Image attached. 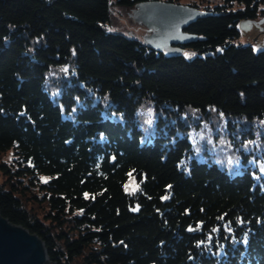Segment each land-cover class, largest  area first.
Returning <instances> with one entry per match:
<instances>
[{
	"label": "trees",
	"instance_id": "1",
	"mask_svg": "<svg viewBox=\"0 0 264 264\" xmlns=\"http://www.w3.org/2000/svg\"><path fill=\"white\" fill-rule=\"evenodd\" d=\"M144 1L0 0V208L54 263L264 264V178L199 162L162 118L143 142L137 115L150 100L264 118V45L241 29L264 0L206 7L191 58L110 28Z\"/></svg>",
	"mask_w": 264,
	"mask_h": 264
},
{
	"label": "rangeland",
	"instance_id": "2",
	"mask_svg": "<svg viewBox=\"0 0 264 264\" xmlns=\"http://www.w3.org/2000/svg\"><path fill=\"white\" fill-rule=\"evenodd\" d=\"M154 1V0H151ZM171 1L183 5H194L201 10L206 7L212 8L227 4L229 0H160ZM206 11V10H205ZM132 10L114 8L112 13V30L114 32H126L139 35L143 33V39L147 28L135 22L130 16ZM247 27V23H245ZM245 35L243 42H253L264 45V19L258 24L250 27V30H243ZM259 41V42H258ZM164 52V51H162ZM166 55L167 53L164 52ZM187 58H191L192 52H185ZM59 88H52V97L60 94ZM171 109L172 107L169 106ZM104 112H107L106 110ZM139 124L144 132L142 141L152 142L156 132L159 130V120H165L161 124L167 131L171 123L176 125L175 136H186L192 143L193 156L199 162L215 163L230 175L241 174L244 171H251L256 182L262 183L264 178V118L250 119L246 116H228L216 108L202 112L194 107H187L186 110L175 115L164 110L158 111L152 101L146 100L137 108ZM183 121L186 127L179 123ZM178 123V124H176ZM11 152L0 154V162L9 163L12 160ZM48 180L47 177H43ZM133 180V179H131ZM134 181V180H133ZM129 185V190L137 188V184ZM4 182L2 176L0 183ZM40 212L37 206L33 209ZM42 212V211H41Z\"/></svg>",
	"mask_w": 264,
	"mask_h": 264
},
{
	"label": "water",
	"instance_id": "3",
	"mask_svg": "<svg viewBox=\"0 0 264 264\" xmlns=\"http://www.w3.org/2000/svg\"><path fill=\"white\" fill-rule=\"evenodd\" d=\"M209 15L194 5L160 0L138 3L130 14L135 22L147 28L145 43L170 57L184 55L187 45L199 39L187 29ZM245 23L241 24L243 30L258 24ZM51 248L40 232L10 222L0 208V264H59L50 261Z\"/></svg>",
	"mask_w": 264,
	"mask_h": 264
}]
</instances>
